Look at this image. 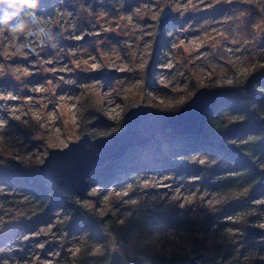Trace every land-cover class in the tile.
<instances>
[{
	"label": "rangeland",
	"instance_id": "rangeland-1",
	"mask_svg": "<svg viewBox=\"0 0 264 264\" xmlns=\"http://www.w3.org/2000/svg\"><path fill=\"white\" fill-rule=\"evenodd\" d=\"M3 3L4 173L8 161L37 171L49 149L83 134L122 131L131 107L172 115L199 88H237L250 73L264 71V0H51L52 13L24 0H9L10 9ZM165 5L172 17L158 32ZM21 23L24 31L13 32ZM97 113L105 121L92 125ZM219 114L229 128L246 120L241 108ZM259 135L226 144L264 171ZM135 148L104 180L93 170L90 188L74 196L94 232L78 226L81 216L72 217L64 204L46 211L14 174L2 175L0 264H108L113 251L124 260L108 226L145 249L146 264L179 251L187 261L197 250L199 264H264V234H243L246 225L264 229L258 176L231 171L229 160L214 150L186 153L180 144L159 142ZM234 205L239 208L228 213ZM180 220L191 224L181 226Z\"/></svg>",
	"mask_w": 264,
	"mask_h": 264
},
{
	"label": "water",
	"instance_id": "water-1",
	"mask_svg": "<svg viewBox=\"0 0 264 264\" xmlns=\"http://www.w3.org/2000/svg\"><path fill=\"white\" fill-rule=\"evenodd\" d=\"M171 17L170 9L165 5L159 18L158 32L165 27ZM263 79L264 71L252 72L237 89L257 97L258 90L255 84ZM234 90L235 88H199L192 94L189 102L172 115L156 112L141 105L131 107L124 113L122 131L95 138L83 134L77 141L68 143L64 148L49 149L37 169V175L51 181L56 189L83 197L90 188L88 177L93 170L108 161L122 158L127 151L149 143L156 135L166 132L176 137L204 135L205 125L213 106ZM104 121L97 113L92 125ZM243 234L258 236L264 234V229L246 225L243 227ZM201 258L202 255H195L181 264H199L198 260ZM80 264L88 263L82 259ZM108 264H124L122 255L116 251L111 252Z\"/></svg>",
	"mask_w": 264,
	"mask_h": 264
},
{
	"label": "trees",
	"instance_id": "trees-1",
	"mask_svg": "<svg viewBox=\"0 0 264 264\" xmlns=\"http://www.w3.org/2000/svg\"><path fill=\"white\" fill-rule=\"evenodd\" d=\"M26 3L30 4L33 8H44L48 13H52L51 8V0H24ZM9 0H4V3L8 9ZM35 5V6H33ZM255 87L258 90V96L253 97L245 94L241 90L235 88V90L225 98L218 101L212 108L211 113L207 119V123L205 125V133L202 136L198 135H185V136H172L170 133L166 132L160 135H156L153 139L144 146H153L157 142L159 143H174L180 144L182 149L186 151V153H199V152H207L210 150H214L216 152H220L223 154L230 162L231 171L238 172H250L251 177L256 178L258 176V181H256L255 185L258 191L262 189L259 194L264 193V171L257 170L254 163L251 160L246 158L241 152L237 151L234 146H227L226 142L228 139L232 138H241L245 135L256 136V134H260L259 136H263L262 140L258 146H262L264 148V117L260 116V108L264 107V79L258 81L255 84ZM236 107L237 109L241 108V111L245 113L246 120L243 123V126H231L229 128L225 121L221 118L219 114L220 110ZM87 119V120H86ZM85 122L90 121L88 116L86 117ZM238 124V123H237ZM241 127V128H239ZM256 147V146H255ZM136 149V148H135ZM127 154V153H126ZM126 154L116 160V161H108L96 168L101 171L104 176L103 180L111 173L113 166L115 163L121 161ZM4 168L7 169L6 173L3 172L4 169H0V177L5 176V174L10 175L14 174L17 179L14 180L16 183H20L21 188L24 191H27L29 194H33L35 197L42 199V204H45L46 211H50L53 207L57 205L64 204L70 209V213L75 216L78 214L81 216L82 220H76L78 222V226L87 227L91 231L94 232L95 228L91 225L85 213L79 207L77 203L74 202V196L72 193L56 189L53 183L47 179L41 178L37 175V171L35 167L31 165L25 166L23 163H14V162H5ZM254 180V179H253ZM238 205L232 206L228 213H232L238 209ZM177 224L181 226H185L191 224L190 221H177ZM133 226V224H130ZM110 232L113 236L121 242V248L125 251L124 260L126 264H146L145 260L148 259V253H146L145 249H140L134 241L124 240L123 231H116L112 226H108ZM204 249V246L202 245ZM201 250V249H200ZM199 253V250L195 252L193 255ZM185 251H179L174 253L169 259H154L153 264H180L185 262ZM215 260V259H213ZM96 264H107L105 260L104 263H96Z\"/></svg>",
	"mask_w": 264,
	"mask_h": 264
},
{
	"label": "clouds",
	"instance_id": "clouds-1",
	"mask_svg": "<svg viewBox=\"0 0 264 264\" xmlns=\"http://www.w3.org/2000/svg\"><path fill=\"white\" fill-rule=\"evenodd\" d=\"M35 6V5H33ZM37 18L33 17V21L36 22ZM24 28H25V25L23 23L21 24H17L14 26V28L12 29L13 32H16V33H20V32H23L24 31ZM41 31V34H43V30H40Z\"/></svg>",
	"mask_w": 264,
	"mask_h": 264
},
{
	"label": "bare ground",
	"instance_id": "bare-ground-1",
	"mask_svg": "<svg viewBox=\"0 0 264 264\" xmlns=\"http://www.w3.org/2000/svg\"><path fill=\"white\" fill-rule=\"evenodd\" d=\"M146 145V144H145ZM141 146H144V145H141ZM138 147H140V146H138ZM26 257V256H25ZM23 258V257H22Z\"/></svg>",
	"mask_w": 264,
	"mask_h": 264
}]
</instances>
